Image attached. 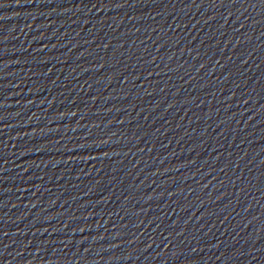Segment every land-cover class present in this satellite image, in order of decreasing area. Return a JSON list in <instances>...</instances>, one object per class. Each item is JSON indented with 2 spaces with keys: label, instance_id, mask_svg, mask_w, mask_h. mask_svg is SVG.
<instances>
[{
  "label": "water",
  "instance_id": "1",
  "mask_svg": "<svg viewBox=\"0 0 264 264\" xmlns=\"http://www.w3.org/2000/svg\"><path fill=\"white\" fill-rule=\"evenodd\" d=\"M0 166L195 264H264V0H0Z\"/></svg>",
  "mask_w": 264,
  "mask_h": 264
}]
</instances>
